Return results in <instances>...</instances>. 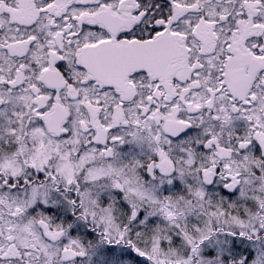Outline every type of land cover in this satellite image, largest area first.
I'll list each match as a JSON object with an SVG mask.
<instances>
[{"label": "snow or ice", "instance_id": "1", "mask_svg": "<svg viewBox=\"0 0 264 264\" xmlns=\"http://www.w3.org/2000/svg\"><path fill=\"white\" fill-rule=\"evenodd\" d=\"M0 264H264V0H0Z\"/></svg>", "mask_w": 264, "mask_h": 264}]
</instances>
